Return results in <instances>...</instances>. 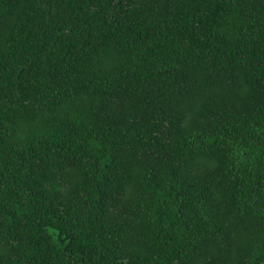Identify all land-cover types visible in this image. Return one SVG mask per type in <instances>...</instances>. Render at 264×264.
I'll return each instance as SVG.
<instances>
[{
  "label": "trees",
  "instance_id": "trees-1",
  "mask_svg": "<svg viewBox=\"0 0 264 264\" xmlns=\"http://www.w3.org/2000/svg\"><path fill=\"white\" fill-rule=\"evenodd\" d=\"M0 264H264V0H0Z\"/></svg>",
  "mask_w": 264,
  "mask_h": 264
}]
</instances>
